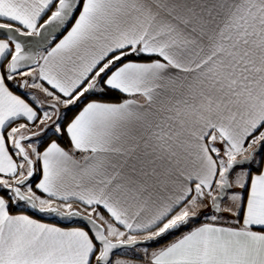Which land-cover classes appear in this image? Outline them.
<instances>
[{"label":"snow or ice","instance_id":"6c2138e0","mask_svg":"<svg viewBox=\"0 0 264 264\" xmlns=\"http://www.w3.org/2000/svg\"><path fill=\"white\" fill-rule=\"evenodd\" d=\"M0 264H264V0H0Z\"/></svg>","mask_w":264,"mask_h":264},{"label":"crops","instance_id":"0c3cea01","mask_svg":"<svg viewBox=\"0 0 264 264\" xmlns=\"http://www.w3.org/2000/svg\"><path fill=\"white\" fill-rule=\"evenodd\" d=\"M36 218H38V217H36ZM38 219H40V218H38ZM43 222H47V223H56V224H58V226H62V227H67V226H69V225H64V224H61V223H59V222H57V221H52V220H43Z\"/></svg>","mask_w":264,"mask_h":264},{"label":"trees","instance_id":"16d2710c","mask_svg":"<svg viewBox=\"0 0 264 264\" xmlns=\"http://www.w3.org/2000/svg\"><path fill=\"white\" fill-rule=\"evenodd\" d=\"M62 143H65V144L67 143L66 138H65L64 141H62ZM13 211H15V209H13ZM37 217L40 218L39 216H37ZM45 220L57 221V222H59V223H61V224L68 225L67 222H61V221H58L57 219H48V218H46Z\"/></svg>","mask_w":264,"mask_h":264},{"label":"water","instance_id":"95a60500","mask_svg":"<svg viewBox=\"0 0 264 264\" xmlns=\"http://www.w3.org/2000/svg\"><path fill=\"white\" fill-rule=\"evenodd\" d=\"M48 219H56V218H53V217H49Z\"/></svg>","mask_w":264,"mask_h":264}]
</instances>
